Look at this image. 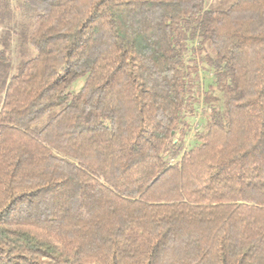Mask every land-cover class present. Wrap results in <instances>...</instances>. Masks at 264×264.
<instances>
[{
	"label": "trees",
	"instance_id": "obj_1",
	"mask_svg": "<svg viewBox=\"0 0 264 264\" xmlns=\"http://www.w3.org/2000/svg\"><path fill=\"white\" fill-rule=\"evenodd\" d=\"M12 1L0 264H264V0Z\"/></svg>",
	"mask_w": 264,
	"mask_h": 264
},
{
	"label": "rangeland",
	"instance_id": "obj_2",
	"mask_svg": "<svg viewBox=\"0 0 264 264\" xmlns=\"http://www.w3.org/2000/svg\"><path fill=\"white\" fill-rule=\"evenodd\" d=\"M227 0H224V2ZM13 6L15 5V0L12 1ZM30 27V22L24 21L20 17L19 11L14 10L10 17L0 15V49L7 47L10 44L16 51L17 56L20 59H27L32 56L31 50L27 48V29ZM34 53V52H33ZM15 55V56H16ZM201 79L203 81L204 89L213 83V77L210 74H201ZM85 82V78H82L74 83L72 90L74 92L79 91ZM198 122L196 129L202 128V122ZM196 124V123H194ZM191 140L184 145V149H187L191 146Z\"/></svg>",
	"mask_w": 264,
	"mask_h": 264
}]
</instances>
